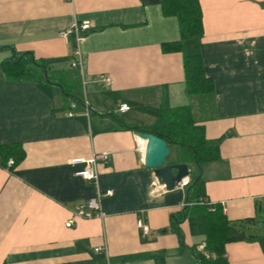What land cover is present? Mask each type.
Wrapping results in <instances>:
<instances>
[{
    "label": "crops",
    "instance_id": "1",
    "mask_svg": "<svg viewBox=\"0 0 264 264\" xmlns=\"http://www.w3.org/2000/svg\"><path fill=\"white\" fill-rule=\"evenodd\" d=\"M199 3L201 58L212 90L190 95L182 53L162 48L179 30L161 0H0V154L14 158V145L24 152L0 168V264H197L194 249H203L204 235H192L187 220L171 222L181 215L187 186L166 190L144 165L145 142L127 126L154 118L136 123L127 114L140 111L130 102L189 105L205 137L220 143L217 160L201 168L184 162L187 177L200 173L207 199L222 203L229 220L262 213L264 0ZM76 21L91 25L80 42V68L71 67L73 38L60 34ZM23 53L38 61L34 77H8L4 64ZM43 67L60 81H48ZM76 76L89 108L64 94L62 83ZM121 103L130 109L118 110ZM94 156L97 183L77 174ZM76 157L84 161L72 163ZM107 189L103 218L65 225L80 204ZM139 220L149 225L144 238ZM225 251L229 264H264L257 241L228 242Z\"/></svg>",
    "mask_w": 264,
    "mask_h": 264
},
{
    "label": "trees",
    "instance_id": "2",
    "mask_svg": "<svg viewBox=\"0 0 264 264\" xmlns=\"http://www.w3.org/2000/svg\"><path fill=\"white\" fill-rule=\"evenodd\" d=\"M161 8L165 15H172L177 20L179 38L162 43V48L165 51L182 53L186 92L190 95L210 93L212 83L210 78L205 76L200 50L203 24L199 0H161ZM37 65H39L38 61L31 53H23L6 62L4 68L8 77L12 79H28L34 77L32 67ZM43 69L46 71L48 81H60L58 74L49 71L46 67ZM70 85L74 88H70ZM62 88L67 96L76 98L75 93L78 94V100L82 101V84L78 76L74 80L70 79L69 83H62ZM130 104L136 110L151 115L154 121L148 125L129 124L127 128L164 139L170 149L167 160L172 158L177 162H192L201 168L219 158L220 139L209 140L205 137L203 126L197 124L189 105L153 107L137 102ZM10 148L13 150L12 159L15 164L23 157L24 152L16 145ZM0 157L3 165L10 158L1 154ZM185 200L187 204L180 211L181 215L173 216L171 222L172 225L177 226L181 220H187L192 235H204L203 249H194L197 264H229L225 251L228 242L257 241L264 252V234L257 229L252 230V226L257 222L256 216L229 220L222 210V205L214 203L213 210H210L207 204L199 203L208 200L200 173L190 179ZM175 231L180 234L179 229Z\"/></svg>",
    "mask_w": 264,
    "mask_h": 264
},
{
    "label": "built area",
    "instance_id": "3",
    "mask_svg": "<svg viewBox=\"0 0 264 264\" xmlns=\"http://www.w3.org/2000/svg\"><path fill=\"white\" fill-rule=\"evenodd\" d=\"M91 25L90 23L84 21V22H74L69 28L63 30L60 34L61 37L66 41L70 42V39L73 38L74 47H73V60L71 62V67L73 68H80L81 66V50H80V42L84 39V34L86 31L90 29ZM82 103L86 108H89L88 101L83 97ZM74 107V103L70 104V108ZM130 109L129 105L126 103H121L118 110L120 111H128ZM69 116H72L73 113L70 109V111L67 112ZM102 161H106L108 159V154L103 153L99 157ZM84 159L81 157H76L71 159L72 163H79L83 162ZM96 162L97 157L94 156L93 158L86 161L85 168L81 171L77 172L78 175H80L82 178L92 181L94 183H97V171H96ZM14 160L12 158H9L5 164H2V160L0 157V168L5 167L9 168L13 166ZM190 182V179L186 176L181 178V180L176 184L177 188L184 189L185 186H187ZM112 190L107 189L104 191L103 195L97 194L95 196L87 198L82 204H80L74 211H72V215L69 219H67L65 225L67 227H70L74 224V221L76 218H93V217H104V212L101 207V197L111 195ZM199 203H205L209 206L210 210H213L214 203L210 201H200ZM186 200L182 203V206L186 205ZM222 205V203H221ZM223 206V205H222ZM138 227L140 228V236L144 238L149 233V225L143 223L142 221L137 222ZM94 250L96 252L100 251V247H95Z\"/></svg>",
    "mask_w": 264,
    "mask_h": 264
},
{
    "label": "water",
    "instance_id": "4",
    "mask_svg": "<svg viewBox=\"0 0 264 264\" xmlns=\"http://www.w3.org/2000/svg\"><path fill=\"white\" fill-rule=\"evenodd\" d=\"M134 133L141 141L145 142L144 165L154 170L156 178L166 190L176 188V184L181 178L189 175L187 163H168L167 157L170 149L166 141L161 137L140 131H134Z\"/></svg>",
    "mask_w": 264,
    "mask_h": 264
},
{
    "label": "rangeland",
    "instance_id": "5",
    "mask_svg": "<svg viewBox=\"0 0 264 264\" xmlns=\"http://www.w3.org/2000/svg\"><path fill=\"white\" fill-rule=\"evenodd\" d=\"M70 88H74L73 85H70ZM74 95H75L76 98H74V97L73 98L75 99V101H78V97H77L78 94L74 93ZM201 98L207 99V96H202ZM193 106L195 108V113L196 114L198 113L197 116L202 114V111H198L199 110L198 108H200L199 99L198 98H196L195 104ZM132 114H134V116H135L133 118V120L136 123H138V124H148V123H151L153 121V117L151 115H149V114L140 113V112H137L135 110H131V112L128 113L127 115H129V116L131 115L132 116ZM256 229L259 230L261 234H264V209H263L262 213L261 212L257 213V222L255 223V225L252 226V230L256 231Z\"/></svg>",
    "mask_w": 264,
    "mask_h": 264
},
{
    "label": "bare ground",
    "instance_id": "6",
    "mask_svg": "<svg viewBox=\"0 0 264 264\" xmlns=\"http://www.w3.org/2000/svg\"><path fill=\"white\" fill-rule=\"evenodd\" d=\"M143 141V140H142Z\"/></svg>",
    "mask_w": 264,
    "mask_h": 264
}]
</instances>
